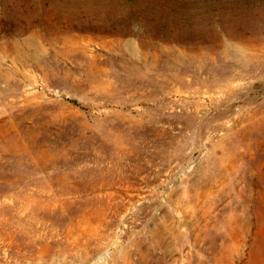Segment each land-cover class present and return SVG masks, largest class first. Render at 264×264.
<instances>
[{"label":"rangeland","instance_id":"1","mask_svg":"<svg viewBox=\"0 0 264 264\" xmlns=\"http://www.w3.org/2000/svg\"><path fill=\"white\" fill-rule=\"evenodd\" d=\"M0 264H264V0H0Z\"/></svg>","mask_w":264,"mask_h":264}]
</instances>
